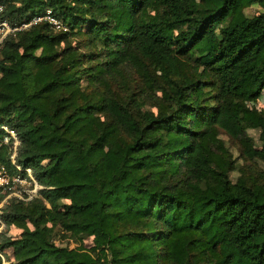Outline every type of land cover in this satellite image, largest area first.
Here are the masks:
<instances>
[{"label":"trees","instance_id":"16d2710c","mask_svg":"<svg viewBox=\"0 0 264 264\" xmlns=\"http://www.w3.org/2000/svg\"><path fill=\"white\" fill-rule=\"evenodd\" d=\"M0 5L68 27L0 47V124L41 185L2 207L0 264H264V112L247 103L264 95V0Z\"/></svg>","mask_w":264,"mask_h":264},{"label":"built area","instance_id":"2783aa9c","mask_svg":"<svg viewBox=\"0 0 264 264\" xmlns=\"http://www.w3.org/2000/svg\"><path fill=\"white\" fill-rule=\"evenodd\" d=\"M3 6L0 5V47L4 45L5 40L16 32L25 30L30 26L45 21L54 31H67L68 27L56 16L50 8L42 13L33 15L29 20L20 23H11L6 18H2ZM8 145L10 149V161L15 167V173H10L5 166L0 167V211L4 204L10 199H16L23 202L31 201L41 185L34 178L30 168L24 169L25 175H21L22 168L15 163L19 139L15 130L5 124H0V146ZM4 224L0 221V229Z\"/></svg>","mask_w":264,"mask_h":264},{"label":"rangeland","instance_id":"374dc122","mask_svg":"<svg viewBox=\"0 0 264 264\" xmlns=\"http://www.w3.org/2000/svg\"><path fill=\"white\" fill-rule=\"evenodd\" d=\"M259 10H260V8L257 5H253V6L246 9V13L249 15H253V14H256ZM247 103L250 107L254 108L256 111L264 112V95L258 99L249 100ZM249 134L255 138V142L258 144V141H257L258 132L256 130H249ZM224 138H225V140H227L226 137H224ZM228 144H230V143H228ZM230 148H231V151L233 153V157L238 159V150H237L236 146L231 143ZM238 163L243 164V160L241 158H239ZM257 165H258V167H260L264 171V164L257 163ZM237 175H238V173L236 171L231 173V177L233 179H235L237 177ZM4 230H5V228H4ZM12 233H15V231H12ZM88 242H89V240L86 241V244Z\"/></svg>","mask_w":264,"mask_h":264}]
</instances>
